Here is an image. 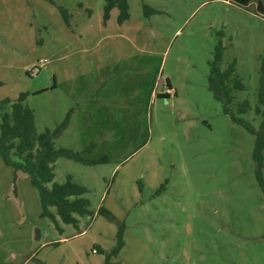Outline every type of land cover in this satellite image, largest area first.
Returning <instances> with one entry per match:
<instances>
[{"label":"rangeland","instance_id":"1","mask_svg":"<svg viewBox=\"0 0 264 264\" xmlns=\"http://www.w3.org/2000/svg\"><path fill=\"white\" fill-rule=\"evenodd\" d=\"M127 2L120 23L106 0H0V103L27 94L38 133L69 116L55 147L106 162L59 158L55 182L72 176L92 210L114 217L60 222V233L34 212L38 192L19 173L30 215L16 218L13 170L0 158V264H105L110 254V264H264L255 139L207 81L222 39L220 67L236 60L247 89L236 97L254 108L264 0ZM244 118L261 121L253 110Z\"/></svg>","mask_w":264,"mask_h":264},{"label":"trees","instance_id":"2","mask_svg":"<svg viewBox=\"0 0 264 264\" xmlns=\"http://www.w3.org/2000/svg\"><path fill=\"white\" fill-rule=\"evenodd\" d=\"M235 1L247 6L251 0ZM113 8H118L120 11L118 18L120 23L129 18L127 0H106V16ZM144 10L146 14L156 12L147 6ZM218 35L222 38L224 34L221 31ZM224 51L225 47L220 39L213 59L209 63L208 90L222 104L223 113L229 116L234 124L242 126L254 137L252 158L256 164V178L264 194V51L260 57L259 87L254 108L248 99L238 100L236 97V94L247 90L237 74L236 60H233L225 70L221 69ZM26 98L27 94H21L16 100L5 99L0 103V158L13 170L14 191L17 192L19 173L27 175L30 184L38 192L40 216L51 220L59 232H62L60 222L78 228L80 218H94L96 214L114 221V217L104 207H100L97 212L91 209L89 200L84 197L87 188L76 183L72 176H68L63 183L55 182L54 168L59 158L84 165L105 163L106 159L91 160L85 157L86 152L57 149L54 139L61 135L67 126L69 116L53 131L46 129L38 133L35 113L24 104ZM252 110L254 115L261 119L257 128L244 118ZM123 227L122 225L118 237L122 235ZM120 247L121 242L118 244V248ZM118 248L113 253L117 252ZM110 255H107L105 264H110L108 262ZM36 263L45 264L39 260H36Z\"/></svg>","mask_w":264,"mask_h":264},{"label":"crops","instance_id":"3","mask_svg":"<svg viewBox=\"0 0 264 264\" xmlns=\"http://www.w3.org/2000/svg\"><path fill=\"white\" fill-rule=\"evenodd\" d=\"M10 198L11 199L13 198L15 201L20 202V204H22V206H21V208H22L21 209V214H19L18 213V210L16 208V204L13 203L15 205V209H14L15 214H14V216L16 218H19V216L21 215L22 221L27 222V220L29 219V215H30V209L28 207L27 208L24 207L25 206V202H24L25 201V197H24V194L20 190L17 189V192L16 191H13L10 195H8V199H10ZM35 203L37 205H35ZM31 205L34 208V212H35V207L38 206L37 207L38 208L37 209L38 211L36 210V213L39 216L40 213H41V209H40V203L38 202V199L36 200V202H35V199H34V203L31 204ZM29 207H30V205H29ZM60 227H61V230L63 231V227L61 225H60ZM60 233H62V232H60ZM38 239H40V238L38 237ZM51 243H53V242H44L43 245L46 246V245H49Z\"/></svg>","mask_w":264,"mask_h":264},{"label":"built area","instance_id":"4","mask_svg":"<svg viewBox=\"0 0 264 264\" xmlns=\"http://www.w3.org/2000/svg\"><path fill=\"white\" fill-rule=\"evenodd\" d=\"M33 75V74H32ZM35 75V74H34Z\"/></svg>","mask_w":264,"mask_h":264}]
</instances>
